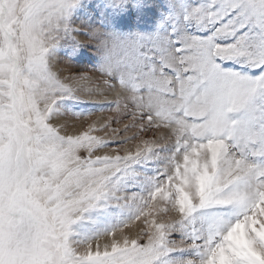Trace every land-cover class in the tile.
Instances as JSON below:
<instances>
[{"label": "snow or ice", "instance_id": "1", "mask_svg": "<svg viewBox=\"0 0 264 264\" xmlns=\"http://www.w3.org/2000/svg\"><path fill=\"white\" fill-rule=\"evenodd\" d=\"M0 264H264V0H0Z\"/></svg>", "mask_w": 264, "mask_h": 264}]
</instances>
